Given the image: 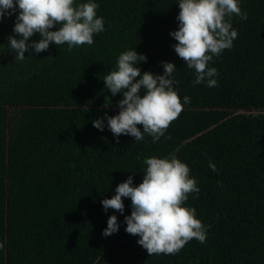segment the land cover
Here are the masks:
<instances>
[{
  "label": "trees",
  "instance_id": "trees-1",
  "mask_svg": "<svg viewBox=\"0 0 264 264\" xmlns=\"http://www.w3.org/2000/svg\"><path fill=\"white\" fill-rule=\"evenodd\" d=\"M96 3L105 30L92 45L50 43L24 60L7 46L15 13L0 18V264H264V0H240L247 19L230 18L238 35L209 62L212 88L194 85L171 47L176 0ZM130 47L147 57L141 72L174 63L178 96L190 97L155 143L148 134L117 143L91 123L118 111L121 94L102 79ZM169 154L188 165L200 191L185 203L209 227L203 243L149 256L125 231L130 199L123 213L100 201L129 175L138 184L146 157ZM111 214L119 228L104 236Z\"/></svg>",
  "mask_w": 264,
  "mask_h": 264
},
{
  "label": "clouds",
  "instance_id": "clouds-1",
  "mask_svg": "<svg viewBox=\"0 0 264 264\" xmlns=\"http://www.w3.org/2000/svg\"><path fill=\"white\" fill-rule=\"evenodd\" d=\"M177 27L169 31L174 38L171 45L189 69L194 70V85L204 83L212 88L217 85V69L209 62L225 49H231L238 33L232 27L231 17L247 19V12L240 8V0H176ZM96 0H0V18L15 13L12 33L7 46L17 60H24L25 52L40 53L50 43L73 46L92 45L94 34L105 30L103 17L98 16ZM54 29V30H53ZM34 34L39 39H30ZM32 52L29 55L32 56ZM45 57H53L51 55ZM147 57L134 47L122 51L113 68L104 76L103 83L116 102L114 115L104 114L91 121L93 127L103 131L105 126L119 142L120 135H130L139 141L148 134L155 143L169 124L190 103V97L178 96L173 73L176 66L162 61L163 72H141L138 62ZM141 125L142 127H137ZM143 177L133 184L129 175L117 183L110 197L101 199L105 211L109 208L124 212L122 197L130 199V214L124 215L125 231L138 237L137 244L148 255L175 254L195 238L203 243L209 226L196 216V209L186 205L189 194L200 189L190 176L188 165L177 156H150L144 160ZM215 170V165L209 162ZM119 228L117 216L107 217L102 235L108 236Z\"/></svg>",
  "mask_w": 264,
  "mask_h": 264
}]
</instances>
